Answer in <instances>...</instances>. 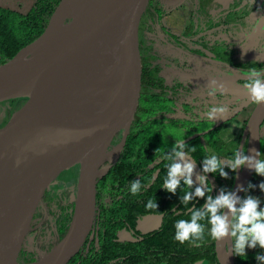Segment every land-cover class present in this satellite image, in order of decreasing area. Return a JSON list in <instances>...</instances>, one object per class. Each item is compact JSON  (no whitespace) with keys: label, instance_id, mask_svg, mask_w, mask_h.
<instances>
[{"label":"flooded vegetation","instance_id":"af4514ba","mask_svg":"<svg viewBox=\"0 0 264 264\" xmlns=\"http://www.w3.org/2000/svg\"><path fill=\"white\" fill-rule=\"evenodd\" d=\"M0 7L18 10L5 4ZM136 48L134 100L138 96V104L124 144L118 145L123 137L120 127L106 146L96 175L90 228L66 264H189L191 245L174 240L175 222L190 218L192 205L180 202L189 189L181 182L175 195L164 190L169 161L161 157L171 151L176 139L185 140L195 133V138L184 143L196 161V174H203L205 157H228L239 146L246 152L248 133L244 129L256 104L237 88L243 90L250 68L264 67V0H148L139 19ZM228 51L242 60L227 62L223 56ZM212 79L224 85L223 94H208L206 86ZM219 104H227L230 113L224 119L208 120V108ZM5 106V101L0 102L1 116ZM132 125L141 138L148 131L150 141L126 145ZM259 138L264 158V118ZM225 171L234 181L236 173ZM153 176L158 178L153 181ZM76 178L77 166H67L45 189L18 262L39 259L65 235L75 209ZM133 180L148 187L132 195ZM208 180L213 196L222 187L229 189L230 180L219 174L209 173ZM249 182L256 187L242 198L254 195L264 206L255 172ZM149 199L157 201L158 209L146 208ZM204 202L197 198L193 205L200 207ZM199 249L203 255V246Z\"/></svg>","mask_w":264,"mask_h":264},{"label":"water","instance_id":"95a60500","mask_svg":"<svg viewBox=\"0 0 264 264\" xmlns=\"http://www.w3.org/2000/svg\"><path fill=\"white\" fill-rule=\"evenodd\" d=\"M82 1L69 7L67 0H60L43 32L0 66V102L24 100L0 128V157L15 149L23 151L16 164L10 162L0 174V264L70 260L90 228L96 175L106 146L117 128L123 130L118 145L124 144L129 131L135 107L137 29L148 0ZM65 22L69 27L58 32ZM103 97L107 111L100 127L97 110ZM263 118L264 104L256 105L244 129L246 155H252L253 148L260 152ZM69 165L77 166V178L67 232L39 259L18 262L45 188ZM253 172L247 167L238 170L231 190L246 188ZM227 249L230 240L217 247L214 242L219 264H235Z\"/></svg>","mask_w":264,"mask_h":264},{"label":"clouds","instance_id":"9594fccd","mask_svg":"<svg viewBox=\"0 0 264 264\" xmlns=\"http://www.w3.org/2000/svg\"><path fill=\"white\" fill-rule=\"evenodd\" d=\"M245 77V83L241 87L247 93L249 101L257 106L264 104V67L250 68ZM206 88L209 90V95L225 92L224 85L218 84L215 79L209 80ZM229 113L227 104H219L209 107L205 116L208 120L215 121L226 118ZM186 147L187 144L184 143V140L176 139L171 151L161 157V159L169 161L163 182L164 190L175 195L183 182L189 190L180 196V202L182 205H192L188 209L190 218L178 219L175 222L174 240L181 245L188 243L197 248L209 242H215L217 247L220 242L230 240L231 249L230 251L227 249V251L239 257H246V249L259 247L264 250V207H261V200L252 195H246L243 198L237 195L238 192L247 193L256 185L249 182L247 188L238 186L235 191L222 187L218 195L213 196L211 195L213 189L209 188L208 183L209 173L214 176L219 174L221 178L229 179L225 168L237 173L238 170L247 167L256 175L264 177L262 153L253 148L251 149L252 155H246L239 146L228 157L212 154L202 160L203 174L201 175L195 173L196 161L189 152L185 151ZM159 151L161 149L157 150V152ZM220 157H224V159ZM194 175L195 181L193 180ZM157 178V176H153L152 180L155 181ZM197 181L198 186H196ZM146 187L148 185H142L141 180H133L130 184V192L132 195H137ZM258 187L264 193V181H261ZM197 198L205 201L200 207L193 205ZM146 208L149 210L158 209L157 201L149 199ZM202 221H207V224ZM255 260L257 264H264V255L257 254ZM197 264H206V261L199 259Z\"/></svg>","mask_w":264,"mask_h":264},{"label":"trees","instance_id":"16d2710c","mask_svg":"<svg viewBox=\"0 0 264 264\" xmlns=\"http://www.w3.org/2000/svg\"><path fill=\"white\" fill-rule=\"evenodd\" d=\"M59 1L60 0H34L33 4L26 12L0 7V66L11 59L21 48L32 42L43 32ZM243 93H246L244 92V89ZM135 101L136 108L138 104V96ZM5 102L7 103V106H5L3 115L0 116V128L6 123L12 110L18 108L24 100L11 99ZM136 131L135 126L132 125L131 132L127 137L126 145H134L141 140L150 141L148 131H144L142 138ZM197 141L198 140L191 141L190 143ZM71 166L75 165H69V167ZM229 180L230 186L228 190L231 189V184L233 182L231 175ZM199 248L191 246L189 264H194L195 261L199 259H204L206 264H219L214 250V242H209L203 245V255L200 254L201 249ZM246 253V257L234 255L235 264H257L255 256L257 254L264 255V250L257 247L253 250L246 249Z\"/></svg>","mask_w":264,"mask_h":264},{"label":"bare ground","instance_id":"6f19581e","mask_svg":"<svg viewBox=\"0 0 264 264\" xmlns=\"http://www.w3.org/2000/svg\"><path fill=\"white\" fill-rule=\"evenodd\" d=\"M76 0H67V6H72L75 3ZM88 0H83L82 2L86 3ZM66 27H69L68 22H65L62 24L61 27H59L57 29L58 32L61 33L60 29H64ZM56 31V32H57ZM107 106L106 104V97H103L102 101H101V106L99 107V109L97 111H99L98 113V121H99V126L102 127L103 126V121H104V115L105 112L107 111ZM22 150L21 149H15L13 151H9L7 153H5L4 155H1L0 157V174L3 173L6 169V167L8 165H10V162H14L15 164L18 161V159L20 158L21 154H22Z\"/></svg>","mask_w":264,"mask_h":264},{"label":"rangeland","instance_id":"374dc122","mask_svg":"<svg viewBox=\"0 0 264 264\" xmlns=\"http://www.w3.org/2000/svg\"><path fill=\"white\" fill-rule=\"evenodd\" d=\"M31 3H32V0H0V4L9 5V6L16 8L18 10H21V11L27 10L30 7ZM230 54H232L231 51L225 52L226 57L223 56V59L227 60V62H232V63H234L235 60L236 61L242 60L241 56L239 58H237L235 55H230ZM2 108L3 107L0 108V114L2 113L1 112ZM229 124H228V126L231 129L232 126H231V124L230 125ZM119 131H121L120 127H119ZM119 131H117V132H119ZM117 132H115L114 134H116ZM119 137L115 141H118ZM258 179H259L260 183H261V181H264V177L258 176ZM263 197H264V193H263ZM250 250H253V249H250Z\"/></svg>","mask_w":264,"mask_h":264}]
</instances>
